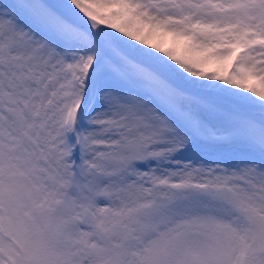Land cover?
<instances>
[{
	"label": "snow or ice",
	"instance_id": "6c2138e0",
	"mask_svg": "<svg viewBox=\"0 0 264 264\" xmlns=\"http://www.w3.org/2000/svg\"><path fill=\"white\" fill-rule=\"evenodd\" d=\"M0 264H264V0H0Z\"/></svg>",
	"mask_w": 264,
	"mask_h": 264
}]
</instances>
